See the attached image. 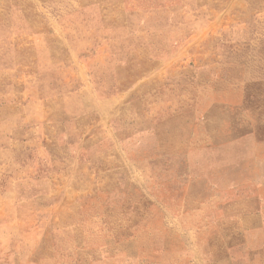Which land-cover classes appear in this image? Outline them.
Instances as JSON below:
<instances>
[{
	"label": "rangeland",
	"instance_id": "1",
	"mask_svg": "<svg viewBox=\"0 0 264 264\" xmlns=\"http://www.w3.org/2000/svg\"><path fill=\"white\" fill-rule=\"evenodd\" d=\"M67 181L155 262L264 264V0H0V188Z\"/></svg>",
	"mask_w": 264,
	"mask_h": 264
},
{
	"label": "crops",
	"instance_id": "2",
	"mask_svg": "<svg viewBox=\"0 0 264 264\" xmlns=\"http://www.w3.org/2000/svg\"><path fill=\"white\" fill-rule=\"evenodd\" d=\"M83 186L67 181L60 190L50 187L37 196L40 189L33 187L30 197L25 187H18L19 201L10 202L4 196L10 194V186L2 185L0 264L167 263L155 262L153 246L147 244L154 234L147 229L139 233L143 219L120 213L119 189Z\"/></svg>",
	"mask_w": 264,
	"mask_h": 264
}]
</instances>
